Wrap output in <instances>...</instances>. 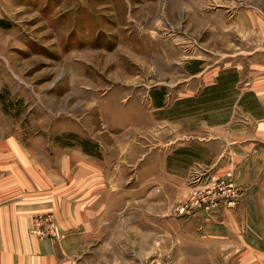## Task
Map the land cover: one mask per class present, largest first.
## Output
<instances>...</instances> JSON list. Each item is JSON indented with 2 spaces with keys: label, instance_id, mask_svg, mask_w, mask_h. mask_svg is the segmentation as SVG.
<instances>
[{
  "label": "rangeland",
  "instance_id": "rangeland-1",
  "mask_svg": "<svg viewBox=\"0 0 264 264\" xmlns=\"http://www.w3.org/2000/svg\"><path fill=\"white\" fill-rule=\"evenodd\" d=\"M0 54L8 63L0 58V74L14 78L0 96L6 108L26 110L13 124L22 119L28 132L73 124L86 135L55 140L119 157L107 214L92 216L89 235L76 230L61 245V264H244L195 240L201 216L222 219L213 214L234 208L244 184L233 172H215L217 163L182 177L167 169L200 159L192 142L216 149L215 137L261 136L264 0H0ZM215 180L233 184V203H213ZM197 191L201 201L190 205ZM46 214L55 235L40 238L33 221ZM30 232L64 238L50 213L34 215Z\"/></svg>",
  "mask_w": 264,
  "mask_h": 264
},
{
  "label": "crops",
  "instance_id": "crops-1",
  "mask_svg": "<svg viewBox=\"0 0 264 264\" xmlns=\"http://www.w3.org/2000/svg\"><path fill=\"white\" fill-rule=\"evenodd\" d=\"M0 58L6 69V55L0 54ZM13 79L11 75L0 74V95L2 86L7 83L11 88ZM16 84L17 92L22 93L25 83ZM21 93L17 98H21ZM24 95V102L28 101V94ZM4 102L0 96V264H61V245L69 242L73 233H79L80 237L89 235L92 216L101 220L107 214L108 184L119 175L114 166L119 157L109 158L107 152L96 154L80 144L55 140L56 133L86 135L84 129L73 124L60 129L41 120L39 126L32 124L34 132H28L29 126L23 125L22 119L13 124V117L24 118L26 110L8 109ZM51 114L46 112V117H52ZM247 128L252 135L253 127ZM256 129L261 136L254 133L239 140L215 137L216 149H210L209 143L192 142L200 159L193 165L167 169L171 176L182 177L189 168L205 162L213 166L221 164L215 172H233L235 181L244 184V193L234 208L213 214H220L222 219L201 216L197 228L200 232L195 236L197 244L224 247L228 250L223 252L227 254L226 260L232 261L235 256L244 264H264V122ZM98 148L99 152L103 149ZM206 148L210 150L204 155ZM222 157L226 164L219 163ZM45 213L52 214L62 240L39 239L30 232L31 218ZM218 252L222 253L219 249Z\"/></svg>",
  "mask_w": 264,
  "mask_h": 264
},
{
  "label": "built area",
  "instance_id": "built-area-1",
  "mask_svg": "<svg viewBox=\"0 0 264 264\" xmlns=\"http://www.w3.org/2000/svg\"><path fill=\"white\" fill-rule=\"evenodd\" d=\"M215 181H217V182H215L213 184V187L208 188V190H209L208 194H211V193L213 194L214 191L212 192L210 190H214L215 187H217V189H218L217 197L213 198V203L217 204V203H220L222 201H227L228 205L233 203L234 197H236V196H234L236 192L231 189V188H233V184L231 182H225L224 180H220V181L215 180ZM201 195L202 194L200 192H198L197 198L192 200V202H190L192 204H190V205H197L198 206L200 201H201ZM188 206H189V204H187V201L182 202L181 205H179L177 207V211L179 213H185V212H187ZM49 221H50L49 215H47V214L46 215H37L33 221L32 231L35 232L40 238H43V237H46L49 235L54 236L55 235V227Z\"/></svg>",
  "mask_w": 264,
  "mask_h": 264
},
{
  "label": "trees",
  "instance_id": "trees-1",
  "mask_svg": "<svg viewBox=\"0 0 264 264\" xmlns=\"http://www.w3.org/2000/svg\"><path fill=\"white\" fill-rule=\"evenodd\" d=\"M67 137H71V138H74V135H68ZM76 137V136H75ZM58 141H60L61 143H67V142H65L64 140H60V139H58ZM84 142L82 143V145L84 146ZM84 149H85V147H84ZM86 150V149H85ZM87 151H89L88 149H87ZM91 152V151H90Z\"/></svg>",
  "mask_w": 264,
  "mask_h": 264
}]
</instances>
